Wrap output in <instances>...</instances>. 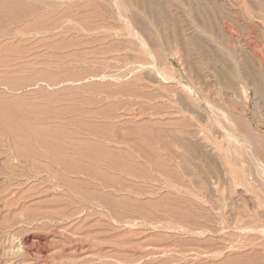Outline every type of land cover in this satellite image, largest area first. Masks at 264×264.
<instances>
[{"label":"rangeland","instance_id":"obj_1","mask_svg":"<svg viewBox=\"0 0 264 264\" xmlns=\"http://www.w3.org/2000/svg\"><path fill=\"white\" fill-rule=\"evenodd\" d=\"M143 1L0 0V264H264V100L244 77L264 81V13L145 0L203 39V64Z\"/></svg>","mask_w":264,"mask_h":264},{"label":"bare ground","instance_id":"obj_2","mask_svg":"<svg viewBox=\"0 0 264 264\" xmlns=\"http://www.w3.org/2000/svg\"><path fill=\"white\" fill-rule=\"evenodd\" d=\"M140 1H141V0H140ZM144 1H145V0H144ZM144 1H143V3L146 2V4H143V5H142L143 7H141V8H142V9H145V10L148 12V15H146V16H149V14H150V17H152L151 15H154V16H155L154 18L152 17L153 19L150 18V20H151L150 23H152V22H153L152 20H154V19L156 18V19H155V22H154L155 24L153 23L154 25H156V24H157V23H156V20H157V18H158V20H157V21L159 22L158 27H159V25L161 26V30H160V31H163L164 34H165L166 32H168L172 37L174 36V35H173V32H175V30L177 29V34H176V35L178 36L179 40H178V38H175V37H177L176 35L174 36V38H175L174 40H172L171 36L168 35V36L171 38V39H169V41L172 40V42H174V41L177 39V40H178V43L180 42V43H182V44L184 45L185 48H184L183 50H184L185 53L187 52V53H186L187 55L189 54V52H192V53H193V51H194V52H195V51H196V52H199V53H200V56H201V58L199 59V62H200V63H203V64L209 63L210 60L208 59L209 56H207L208 53H205V52L203 51V46H202L203 44H201V42L199 41V40H201L202 38H200V36H199L198 34H196V35H198V37L200 38L199 40L197 39V37H196V38H192V37L189 36L188 34H187L188 36L186 37L185 34L187 33V31H186V33L183 32V31L185 30V28H184L183 25L181 24L182 22L184 23V21L182 20V18H180V20H178V18H177L176 15H175V17H174V15H173V16H171V14L169 15V13H167L168 10L166 9V7H167L166 4H165V5H163V4L159 5V4H158V5H157V8H153L154 6L156 7L155 3H157V2H155V3H154V6L152 5L153 7H151V6H149L150 3L148 4L147 1H145V2H144ZM185 1H186V0H185ZM189 1H190V0H189ZM194 1H195V2H194ZM194 1L192 0V2L197 3L196 0H194ZM204 1H205V0H204ZM204 1H203V2H204ZM207 1H208V0H207ZM207 1H205V2H207ZM209 1H210V0H209ZM209 1H208V2H209ZM212 1H213V0H212ZM248 1H249V0H248ZM192 2H191V3H192ZM203 2H202V4H203ZM250 2H251V1H250ZM258 2H259V1L257 0V4H256V5H258V6L260 5L259 7L261 8V10H262L263 13H264V0H260L261 4H259L260 2H259V3H258ZM129 3H130V5H131L132 7H133V6H135V7L137 6V5L135 4V3H137V0H129ZM191 3L189 2L190 5H191ZM134 4H135V5H134ZM197 4H198V3H197ZM197 4H196V5H197ZM204 4H205V3H204ZM204 4H203V5H204ZM208 4H211V3H208ZM212 4H213V6L216 5V4L214 5V3H212ZM212 4H211L210 6H212ZM223 4H224V3H223ZM150 5H151V4H150ZM187 5H188V4H187ZM190 5H188V6H190ZM196 5L194 6V4H193V7H196ZM200 5H201V2H200ZM200 5L198 4V7H199ZM221 5H222V4H221ZM165 6H166V7H165ZM204 6H205V5H204ZM204 6H203V8H204ZM208 6H209V5H208ZM208 6H207V8H208ZM213 6H212V7H213ZM135 7H133V9H134ZM138 7H139V6H138ZM138 7H137V8H138ZM219 7H220L219 4H218V7H217V6L215 7L216 11H215V10H214V11H215L216 13H217V10H218L217 8H219ZM224 7H225V6H224ZM224 7L222 6V8L220 7L219 9H221V11H222V10H225ZM137 8H136V9H137ZM167 8H168V7H167ZM200 8L203 10L202 6H201ZM205 8H206V6H205ZM205 8H204V9H205ZM257 8H258V7L256 6V10H257ZM142 9H141V10H142ZM189 9H190V8H189ZM195 9H197V8H195ZM208 9L211 10L210 7H209ZM208 9H207V11H208ZM212 9H213V8H212ZM258 9H259V8H258ZM193 10H194V9H193ZM202 10H197V11H198L197 15L201 14L202 12H204V11H202ZM259 10H260V9H259ZM139 11H140V8L138 9V12H139ZM143 11H144V10H143ZM143 11H142V12H143ZM146 11H145V12H146ZM188 11H189V10H188ZM191 11H192V9H191ZM201 11H202V12H201ZM205 11H206V10H205ZM207 11H206V13H207ZM212 11H213V10H212ZM212 11H209L210 13L208 12V13L210 14V16H209L210 19L208 18V21H207V22L210 23V26H211L212 24H213V26H215L214 24L216 23V20L219 19V17H222V16H221V13H222V12H220V14H219V12H218V13H217V14H219V16H218L217 14H215L214 11H213V12H212ZM218 11H220V10H218ZM225 11H226V10H225ZM194 12H195V10H194ZM199 12H201V13H199ZM143 13H144V12H143ZM143 13H142V14H143ZM185 13H186V12H185ZM187 13H188V15H189V12H187ZM191 13H192V12H191ZM227 13H228V12H227ZM231 13H232V12H231ZM231 13H230V14H231ZM202 14H204V13H202ZM209 14H207V15H209ZM222 14H224L225 16L227 15V14H225V13H222ZM232 14H233V13H232ZM177 15H178V14H177ZM197 15L194 16V17H197ZM205 15H206V14H205ZM207 15H206V16H207ZM216 15L218 16V18L216 17ZM224 15H223V17H224ZM228 15H229V14H228ZM262 16H263V15H262ZM141 17H143V16H141V14L139 15V13H137L136 11L134 12V14H133V19H134L135 22H137L136 24L139 26V24L141 23L143 26L149 27L150 25H149L148 21H146V22L143 21V20H145V19H146V20H148V19L145 18V17H143L144 19L142 20V19H140ZM178 17H179V16H178ZM199 17H200V15L198 16V18H199ZM223 17H222V18H223ZM204 18H206V17L203 16V19H204ZM222 18L220 19L221 22L223 21ZM228 18H229V17H228ZM230 18H231V16H230ZM232 18H233V17H232ZM232 18H231V20H232ZM257 18H258V17H257ZM262 18H263L262 20H264V16H263ZM200 19L202 20V18H200ZM224 19H225V17H224ZM226 19H227V17H226ZM226 19H225V20H226ZM181 20H182V21H181ZM201 20H199V21H201ZM220 20H219V21H220ZM225 20H224V21H225ZM231 20H230V22H231ZM134 21H133V22H134ZM179 21L181 22V23H180L181 25H179ZM197 21H198V20H197ZM202 21L204 22V20H202ZM219 21H217V22H219ZM227 21H228V20H227ZM227 21H226V22H227ZM135 22H134V23H135ZM138 23H139V24H138ZM194 23H195V22H194ZM197 23H198V22H197ZM209 23H208V24H209ZM219 23H220V22H219ZM222 23H223V22H222ZM141 24H140V25H141ZM198 24H200V26H201V22H199ZM203 24H205V23H203ZM208 24H206V25H207L206 28L209 26ZM224 24H225V23H224ZM134 25H135V24H134ZM137 25H136V26H137ZM191 25H192V24H191ZM220 25L222 26V24H220ZM138 26H137V27H138ZM180 26H181V27H180ZM185 26H186V25H185ZM252 26H253V25H252ZM141 27H142V26H141ZM146 27H145V28H146ZM179 27H180V28H179ZM182 27H183V28H182ZM203 27H204V25L202 26V28H203ZM228 27H229V26H228ZM248 27H249V26H248ZM143 28H144V27H143ZM143 28H142V29H143ZM152 28H153V27H152ZM181 28H182V29H181ZM193 28H194V26H193ZM206 28H204V29H206ZM209 28L212 29V26L209 27ZM213 28H215V27H213ZM216 28H218V24L216 25ZM219 28H220V27H219ZM148 29H149V28H148ZM148 29H147V30H148ZM187 29H190V28H187ZM207 29H208V28H207ZM220 29H221V28H220ZM256 29H257V28H256ZM147 30H146V32L149 31V33H153V31H151V28H150L148 31H147ZM157 30H158V29H157ZM181 30H183V31H181ZM194 30H195V29H194ZM194 30L192 29L193 33H194L195 31L197 32V29H196L195 31H194ZM213 30H214V29L210 30V32H212ZM144 31H145V30H143V32H144ZM188 31H189V30H188ZM199 31H200V30H199ZM207 31H209V30H207ZM214 31H215V30H214ZM217 31H218V29H217ZM217 31H216V32H217ZM222 31H223V30H222ZM226 31H227V30H226ZM181 32H183V33L181 34ZM200 32H202V31H200ZM210 32L208 33V35L211 34ZM220 32H221V31H220ZM220 32H218V33H220ZM229 32H230V31H229ZM232 32H233V31H232ZM250 32H251V31H250ZM253 32H254V31H253ZM204 33H205V32H204ZM212 33H213V32H212ZM164 34H162V35H164ZM174 34H175V33H174ZM183 34H184V35H183ZM191 34H192V33H191ZM206 34H207V33H206ZM214 34H215V33H214ZM220 34H222V33H220ZM220 34H218V35H220ZM224 34H226V33L224 32ZM230 34H231V32H230ZM147 35H149V34L147 33ZM154 35H155V34H154ZM154 35H153V36H154ZM182 35L185 36V38L191 37L192 39H191V38H189V39H185ZM192 35H193V34H192ZM194 35H195V34H194ZM194 35H193V37H194ZM215 35H217V34H215ZM228 35H229V33H228ZM150 36H151V34H150ZM150 36H149V39H151ZM153 36H152V38H153ZM165 36H166V34H165ZM165 36H164L163 38H164V39L166 38V42H167V41H168V40H167L168 38L165 37ZM209 36H210V35H209ZM220 36L222 37V35H220ZM147 37H148V36H147ZM154 37L157 38L156 35H155ZM214 37H215V36H214ZM214 37H213V39H215ZM216 37H217V36H216ZM218 37H219V36H218ZM225 37H226V36H225ZM227 37H228V36H227ZM231 37H232V36H231ZM234 37H235V36H234ZM252 37H253V36H252ZM156 38H155V41H158L159 39L157 38L158 40H156ZM211 38H212V37H211ZM219 38H220V37H219ZM229 38H230V37H229ZM160 39H161V37H160ZM213 39H212V40H213ZM217 39H218V38H217ZM220 39H221V38H220ZM223 39H224V38H223ZM223 39H222V40H223ZM233 39H235V38H233ZM233 39H232V40H233ZM151 40H152V39H151ZM151 40H150V41H151ZM206 40H207V39H206ZM155 41H154L153 43H152V41H151V43H152L154 46H156V45L154 44ZM160 41H161V40H160ZM202 41H203V39H202ZM216 41H218V40H216ZM233 41H234V40H233ZM172 42H170V44H172V45H173L174 43L177 44L176 42H174V43H172ZM226 42H227V41H226ZM164 43H165V42H164ZM202 43H203V42H202ZM207 43H208V42H207ZM229 43H230V42H229ZM229 43L227 42V44H229ZM158 44L161 45V42H159ZM166 44L169 45L168 42H167ZM166 44H165V45H166ZM162 45H163V43H162ZM162 45H161V46H162ZM168 45H167V46H168ZM206 45H207V44H206ZM213 45H214V44H213ZM236 45H237V44H236ZM241 45H242V44H241ZM173 46H174V45H173ZM219 46H220V44H219ZM219 46H218V47H219ZM239 46H240V45H239ZM157 47H158V45H157ZM165 47H166V46H164V49H166ZM210 47H211V48H210ZM210 47H209V49L211 50V49H212V46H210ZM213 47H214V46H213ZM248 47H249V46H248ZM214 48H215V49H212V50H213L212 52H214V50H215V52H216V47H214ZM229 48H232V47H229ZM243 48H244V47H243ZM158 49H159V47H158ZM167 49L169 50V48H167ZM170 49H171V48H170ZM173 49H174V47H173ZM185 49H186V51H185ZM204 49H205V48H204ZM220 49H221V48H220ZM241 49H242V48H241ZM241 49H240V50H241ZM250 49H251V48H250ZM255 49H256V47H255ZM218 50H219V49H218ZM218 50H217V52H218ZM222 50H223V49H222ZM231 50H232V49H231ZM252 50H253V49H252ZM165 51H166V50H165ZM165 51H164V52H165ZM169 51H171V50H169ZM206 51H207V50H206ZM225 51H226V50H225ZM253 51H254V50H253ZM256 51H257V50H256ZM215 52H214V53H215ZM231 52H233V51H231ZM234 52H235V51H234ZM236 52H237V50H236ZM238 52H239V51H238ZM246 52H247V51H246ZM251 52H252V51H251ZM226 53H227V52H226ZM216 54H217V53H216ZM216 54H215V56H216ZM229 54H230V53H229ZM240 54H241V51H240ZM243 54H244V53H243ZM187 55H186V56H187ZM190 55H191V54H190ZM208 55L211 56V54H208ZM213 55H214V54H213ZM218 55H221V54L219 53ZM245 55H246V54H245ZM249 55H250V54H249ZM251 55H252V54H251ZM257 55H258V54H257ZM188 56H189V55H188ZM188 56H187V57H188ZM191 56H192V55H191ZM230 56L232 57V55H230ZM237 56H238V54H237ZM237 56H236V58H237ZM240 56H242V55H240ZM254 56H255V54H254ZM211 57H212V56H211ZM211 57H209V58H211ZM218 57H220V56H218ZM221 57H222V56H221ZM234 57H235V56H234ZM234 57H233V60H234ZM243 57H245V56H242V58H243ZM246 57H247V56H246ZM183 58H184V60L186 61V59H185L186 57H183ZM212 58H214V57H212ZM216 58H217V56H216ZM223 58H224V57H223ZM249 58H250V57H249ZM249 58H248V59H249ZM255 58H256V57H255ZM258 58H259V57H258ZM217 59L219 60L220 58H217ZM248 59L246 58V59H245V62L249 61ZM197 60H198V59H197ZM221 60H222V59H221ZM236 60H237V59H236ZM236 60H235V61H236ZM240 60H241V59H240ZM246 60H247V61H246ZM253 60H254V59H253ZM258 60H259V59H258ZM211 61H212V60H211ZM227 61H229V60H227ZM256 61H257V60H256ZM260 61H261V60H260ZM199 62H198V63H199ZM212 62H213V61H212ZM223 62H225L224 59H223ZM229 62H230V61H229ZM236 62H237V61H236ZM243 62H244V60H243ZM243 62H240V63L242 64ZM245 62H244V63H245ZM250 62H252V60H251ZM250 62H247V63H246L247 66H244V67H247V68H249V69L252 68L251 66L253 65V63H252V65H251ZM262 62H263V61H262ZM190 63H191V62H190ZM221 63H222V62H221ZM226 63H228V62H226ZM230 63H231V62H230ZM232 63H233V62H232ZM234 63H235V62H234ZM244 63H243L242 65H245ZM249 63H250V65H251L250 67L248 66ZM254 63H255V62H254ZM258 63H259V61H258ZM258 63H257V64H258ZM260 63H261V62H260ZM214 64H215V62H214ZM216 64H217V63H216ZM216 64H215V65H216ZM201 65H202V64H201ZM218 65H219V64H217V67H214V68L216 69L217 74H220V73H218V71H217ZM242 65H241V66H242ZM254 65H255V64H254ZM254 65H253V66H254ZM212 66H213V65H212ZM222 66H224V64H223ZM260 66H261V64H260ZM210 67H211V66H210ZM226 67H227V64H226ZM229 67H230V66H229ZM231 67H234V66H231ZM237 67H238V66H237ZM237 67H235V68H237ZM244 67H243V68H244ZM261 67H262V66H261ZM261 67H260V69H261ZM214 68L212 67L211 69H214ZM235 68H233L231 71H229V72H231V76L234 77V78H232V77L230 76L232 79L229 80V83H228V84H224V83H226V81L224 80L225 78L223 79V80H224V83H223L224 86L227 85L225 88L228 89V91H232V92H235V91L237 92V90H236V89L238 88L237 81H238L239 78H240V76H239L240 74L238 73L237 69H235ZM240 68H241V67H240ZM243 68H241L240 70L243 71V70H244ZM190 69H191V68H190ZM192 69H193V67H192ZM192 69H191V70H192ZM215 69H214V70H215ZM219 69H220V66H219ZM230 69H231V68H230ZM245 69H246V68H245ZM253 69L255 70V68H253ZM186 70H187V68H186ZM195 70H196V68H195ZM222 70H226V69H223V68H222L220 71H222ZM250 70H251V69H250ZM250 70H249V71H250ZM198 71H199V70H198ZM220 71H219V72H220ZM245 71H246V70H245ZM245 71H244V72H245ZM216 72L214 71V73H216ZM223 72H224V71H223ZM225 72H226V71H225ZM225 72H224V73H225ZM240 72H241V71H240ZM244 72H242V73H244ZM256 72H257V71H256ZM256 72H255V73H256ZM196 73H197V72H196ZM224 73H222V74L220 75V76H221V79L225 76ZM226 73H227V72H226ZM226 73H225V74H226ZM247 73H248V72L246 71V74H247ZM250 73H252V72H250ZM255 73H254V71H253V73H252L253 75H251L252 77L248 75L249 73L247 74L248 76L244 74V77L246 76V77L249 78V80H251V82H249V84L251 83V85H252V83H253V85L255 86V92H257V95H258V93H259V94H260V97L262 96V98H263V100H264V83H263L264 81H261V79H260L261 77L258 76L259 74H258V75H254ZM257 73H259V72H257ZM191 74H192V73H191ZM151 75H152V74H151ZM189 75H190V74H189ZM222 75H224V76H222ZM226 75H227V74H226ZM229 75H230V74H229ZM241 75H243V74H241ZM262 75H263V74L261 73V76H262ZM190 76H193V75H190ZM195 76H196V75H195ZM197 76H198V75H197ZM204 76H205V75H204ZM227 76H228V75H227ZM227 76H226V78H227ZM188 77H189V76H188ZM228 77H229V76H228ZM263 77H264V76H263ZM149 78H150V77H149ZM202 78H203V77H202ZM205 78H206V77H205ZM214 78H215V77H214ZM242 78H243V77H242ZM242 78H241V79H242ZM151 79H152V78H151ZM189 79H190V78H189ZM191 79H192V78H191ZM207 79H208V78H207ZM228 79H229V78H228ZM243 79H244V78H243ZM243 79H242V80H243ZM195 80H196V79H195ZM197 80H198V79H197ZM199 80H200V79H199ZM245 80H246V79H245ZM262 80H263V79H262ZM189 81H190V80H189ZM200 81H201V80H200ZM202 81H203V79H202ZM217 81H218V79H217ZM247 81H248V79H247ZM247 81H246V82H247ZM194 82H195V81H194ZM214 82H215V81H214ZM243 82H244V81H243ZM197 83H198V82H197ZM203 83H204V82H203ZM218 83H219V82H218ZM247 84H248V83H247ZM249 84H248V85H249ZM196 85H197V84H196ZM199 85H200V84H199ZM217 85H218V84H217ZM241 85H242V84H241ZM248 85H247V86H248ZM187 86H188V85H187ZM207 86H208V85H207ZM207 86H206V88H205V90H204L203 92H206V90H207V88H208ZM243 86H244V84H243ZM254 86H253V88H254ZM176 87H177V86H176ZM203 87H204V85H203ZM211 87H214V86H211ZM241 87H242V86H241ZM248 87H249V86H248ZM170 88H172V86H171ZM200 88L202 89V87H200ZM214 88H215V87H214ZM201 89H200L198 92H200ZM203 89H204V88H203ZM208 89L210 90V88H208ZM241 89H244V88H241ZM245 89H246V88H245ZM169 90H170V89H169ZM174 90H175V89H174ZM192 90H193V89H192ZM213 90H214V89H213ZM167 91H168V90H167ZM171 91H172V90H171ZM214 91H215V90H214ZM225 91H226V90H225ZM172 92H175V93H176V91H172ZM203 92H202V93H203ZM207 92L209 93V91H207ZM213 93H216V92H213ZM218 93H219V92H217V94H218ZM220 93H221V92H220ZM222 93H225V92H222ZM243 93H244V92H243ZM176 94H178V93H176ZM234 94H235V93H234ZM234 94H233V95H234ZM245 94H246V92H245ZM220 95H221V94H220ZM223 95H224V94H223ZM225 95H226V93H225ZM242 95H243V94H242ZM178 96H179V95H178ZM181 96H182V95H181ZM199 96H201V94H200ZM221 96H222V95H221ZM227 96H228V94H227ZM227 96H226V98H227ZM176 97H177V96H176ZM209 97H210V95H209ZM232 97H233V96H232ZM234 97H236V96H234ZM243 97H245V96H243ZM247 97H249V96H247ZM253 97H254V96H253ZM206 98H207V97H206ZM211 98H212V97H211ZM213 98H214V97H213ZM218 98H219V97H218ZM181 99L183 100V98H181ZM198 99H199V98H198ZM235 99H237V98H234L233 100H235ZM258 99H259V98H258ZM178 100H179V99H178ZM202 100H203V99H202ZM213 100H214V99H213ZM216 100H217V99H216ZM216 100H215V101H216ZM225 100H226V99H225ZM233 100H232V102L234 103ZM237 100H239V98H238ZM246 100H247V99H246ZM179 101H180V100H179ZM183 101H185V100H183ZM204 101H205V100H204ZM208 101H209V100H208ZM217 101H218V100H217ZM222 101H223V100H222ZM230 101H231V98H230ZM258 101H259V100H258ZM202 102H203V101H202ZM209 102H210V101H209ZM213 102H214V101H213ZM232 102H230V103L228 102V103H229V106H230V104H231ZM239 102H240V101H239ZM200 103H201V102H200ZM223 103H224V102H223ZM236 103H238V102H236ZM240 103H242V101H241ZM240 103H239V104H240ZM181 104H182V102H181ZM181 104H180V105H181ZM188 104H189V103H188ZM209 104H210V103H209ZM213 104H214V103H213ZM213 104H212V105H213ZM234 104H235V103H234ZM257 104H258V103H257ZM263 104H264V102L262 103V105H263ZM183 105H184V104H182V106H183ZM207 105H208V104H207ZM218 105H219V103H218ZM218 105H217V106H218ZM227 105H228V104H227ZM244 105H245V104H244ZM188 106L190 107V104H189ZM224 106H225V105H224ZM224 106H223V107H224ZM232 106H234V105H232ZM257 106H258V105H257ZM209 107H210V105H209ZM213 107H214V106H213ZM234 107H235V106H234ZM238 107H240V105H239ZM243 107H244V106H243ZM183 108H185V107L183 106ZM214 108H215V107H214ZM220 108H221V107H220ZM241 108H242V107H241ZM247 108H248V107H247ZM173 109H174V108H173ZM209 109H210V108H209ZM216 109H217V108H216ZM239 109H240V108H239ZM242 109H243V108H242ZM176 110H177V109H176ZM218 110H219V109H218ZM258 110H259V109H258ZM185 111H186V108H185ZM222 111H223V110H222ZM239 111H240V110H239ZM263 111H264V110H263ZM179 112H180V111H179ZM191 112H193V111H191ZM213 112H214V111H213ZM230 112H231V111H230ZM242 112L244 113L245 111H242ZM242 112H241V113H242ZM226 113H227V111H226ZM228 113H229V112H228ZM231 113H232V112H231ZM179 114H180V113H179ZM193 114H194V113H193ZM207 114H208V113H207ZM207 114H205V115H207ZM212 114H213V113H212ZM201 115H202V114H201ZM214 115H215V114H214ZM230 115H231V114H230ZM233 116H234V113H233ZM233 116H232V117H233ZM252 116H253V115H252ZM214 117H215V116H214ZM235 117H236V116H234V118H235ZM257 117H258V116H257ZM200 118H201V117H200ZM227 118H228V117H227ZM243 120H244V119H243ZM207 121H208V120H207ZM235 121H236V120H235ZM208 122H209V121H208ZM202 123H203V121H202ZM238 124H239V123H238ZM232 125H234V124H232ZM241 125H242V123H241ZM241 125H240V126H241ZM245 126H246V124H245ZM233 127H234V126H233ZM233 127H232V128H233ZM254 130H255V129H254ZM237 131H238V130H237ZM217 132H218V131H217ZM245 133H246V132H245ZM199 134H200V133H199ZM247 134H248V132H247ZM250 134H251V133H250ZM197 137H198V136H197ZM197 137H196V138H197ZM184 140H185V139H184ZM258 140H259V139H258ZM186 141H187V140H186ZM202 141H203V140H202ZM196 142H197V141H196ZM190 143H191V142H190ZM182 144H183V142H182ZM185 145H186V144H185ZM185 145H184V146H185ZM192 145H194V144H192ZM200 145H201V144H200ZM200 145H199V146H200ZM202 145H203V144H202ZM199 146L196 145V144H195L194 146H191V145H190V147H192V149H190V151L193 152V153L196 154V155L198 154V155H199L198 158L201 157V159H202V158L204 157V155H203L204 153H203L201 147H199ZM203 147H206V146L204 145ZM203 147H202V148H203ZM204 149H205V148H204ZM186 150H187V149H186ZM213 150H214V149H213ZM213 150H212V151H213ZM187 152H188V150H187ZM191 152H190V153H191ZM205 153H206V152H205ZM209 153L211 154V151H210ZM188 155H189V154H188ZM196 155H193V154H192L193 158H194V156L196 157ZM200 155H201V156H200ZM202 156H203V157H202ZM189 158H190V157H189ZM193 158H192V159H193ZM196 158H197V157H196ZM214 158H215V156H214ZM217 159H218V158H217ZM185 160H186V159H185ZM205 160H207V159H205ZM219 160H220V159H219ZM186 161H187V160H186ZM190 161H192V160H190ZM190 161H189V163H190ZM211 161H212V160H211ZM194 162H195V161H194ZM201 162H202V161H201ZM203 163H204V162H203ZM205 163H206V162H205ZM211 163H212V162H211ZM211 163H210V165H211ZM207 165H208V164H207ZM207 165H206V167H207ZM217 165H218V164H217ZM212 166H213V164H212ZM203 167H204V166H203ZM209 167H210V166H209ZM215 167H216V166H215ZM198 168H199V167H198ZM198 168H197V169H198ZM212 169L214 170L215 168H212ZM219 169H220V168H219ZM198 170H199V169H198ZM208 170H209V168H208ZM213 170H212V172H214ZM200 171H201V170H200ZM200 171H199V172H200ZM216 172H217V171H216ZM221 172H222V171H220V173H221ZM225 172H226V171H225ZM225 172H224V173H225ZM201 173H203V172H201ZM218 173H219V172H218ZM204 174H205V172H204ZM210 174H211V173H210ZM210 174H209V175H210ZM214 174H217V173H214ZM222 174H223V173H222ZM232 174H233V173H232ZM217 175H218V174H217ZM220 175H221V174H220ZM245 178H246V177H245ZM231 180H232V179H231Z\"/></svg>","mask_w":264,"mask_h":264}]
</instances>
